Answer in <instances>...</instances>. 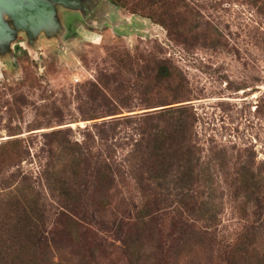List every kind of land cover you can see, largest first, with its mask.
Wrapping results in <instances>:
<instances>
[{"label":"trees","instance_id":"16d2710c","mask_svg":"<svg viewBox=\"0 0 264 264\" xmlns=\"http://www.w3.org/2000/svg\"><path fill=\"white\" fill-rule=\"evenodd\" d=\"M242 1L264 16V0ZM117 5L150 20L177 45L222 46L185 0ZM108 56L112 71L100 72L77 95L81 121L92 124L81 130V141L71 129L43 134L41 178L57 205L51 216L29 177L19 170L6 174L21 164L24 151L17 142L0 149V264H96L108 254L128 264H264L261 172L241 159L226 162L224 179L222 164L203 166L187 80L170 60L134 57L117 46ZM124 127L136 138L119 161L115 141ZM128 183L139 203L122 198ZM223 183L244 224L221 241L213 209Z\"/></svg>","mask_w":264,"mask_h":264},{"label":"rangeland","instance_id":"374dc122","mask_svg":"<svg viewBox=\"0 0 264 264\" xmlns=\"http://www.w3.org/2000/svg\"><path fill=\"white\" fill-rule=\"evenodd\" d=\"M122 1L100 0L91 8L95 15L91 12L84 19L60 9L63 34L44 32L30 44L26 34L19 33L6 52L0 51V149L17 142L24 151L21 164L5 171L19 170L29 177L50 216L57 205L41 178L47 160L43 134L71 129L72 137L81 141V130L92 124L81 121L77 95L100 72L112 71L108 51L116 46L134 57L151 54L168 59L183 72L190 92L188 104L197 119L194 139L202 150L203 166L222 164L224 179L227 161L247 160L264 177V16L242 0H185L222 42L217 50L185 48L150 20L122 9L117 5ZM134 133L124 127L117 135L119 161L126 157ZM219 186L214 196V229L224 241L234 238L244 223L231 192L224 183ZM122 190L127 202L139 203L131 183ZM96 264L128 263L120 254H108Z\"/></svg>","mask_w":264,"mask_h":264},{"label":"water","instance_id":"95a60500","mask_svg":"<svg viewBox=\"0 0 264 264\" xmlns=\"http://www.w3.org/2000/svg\"><path fill=\"white\" fill-rule=\"evenodd\" d=\"M100 0H0V51L6 52L19 33L32 44L41 33H64L59 10L77 12L84 19ZM94 2V3H93ZM106 5H101L104 15ZM117 7H115L116 9ZM117 13L119 11L116 9ZM95 12H92V16ZM89 22V21H88ZM148 112L142 111L141 113Z\"/></svg>","mask_w":264,"mask_h":264}]
</instances>
